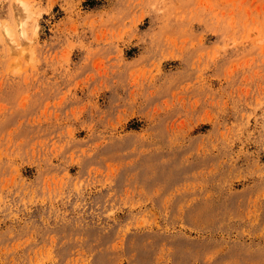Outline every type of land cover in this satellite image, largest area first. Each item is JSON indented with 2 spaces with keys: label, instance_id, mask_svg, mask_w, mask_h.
Listing matches in <instances>:
<instances>
[{
  "label": "rangeland",
  "instance_id": "obj_1",
  "mask_svg": "<svg viewBox=\"0 0 264 264\" xmlns=\"http://www.w3.org/2000/svg\"><path fill=\"white\" fill-rule=\"evenodd\" d=\"M0 264H264V0H0Z\"/></svg>",
  "mask_w": 264,
  "mask_h": 264
},
{
  "label": "bare ground",
  "instance_id": "obj_2",
  "mask_svg": "<svg viewBox=\"0 0 264 264\" xmlns=\"http://www.w3.org/2000/svg\"><path fill=\"white\" fill-rule=\"evenodd\" d=\"M20 32H21V33H23V32H24V31H23V27H21V29H20Z\"/></svg>",
  "mask_w": 264,
  "mask_h": 264
}]
</instances>
